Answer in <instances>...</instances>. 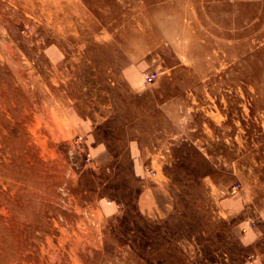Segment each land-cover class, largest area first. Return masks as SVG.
Here are the masks:
<instances>
[{"label": "rangeland", "instance_id": "obj_1", "mask_svg": "<svg viewBox=\"0 0 264 264\" xmlns=\"http://www.w3.org/2000/svg\"><path fill=\"white\" fill-rule=\"evenodd\" d=\"M0 264H264V0H0Z\"/></svg>", "mask_w": 264, "mask_h": 264}, {"label": "crops", "instance_id": "obj_2", "mask_svg": "<svg viewBox=\"0 0 264 264\" xmlns=\"http://www.w3.org/2000/svg\"><path fill=\"white\" fill-rule=\"evenodd\" d=\"M146 154H147L148 157L150 156V158H151V162H150L151 164L149 165L150 166L149 167L150 170L153 169V165H152L153 161L159 162V161H163V159H164V155L162 154L161 149L156 148V146L151 147L150 150L147 149V153ZM154 190H156L154 192L157 193L158 191L160 192L161 188L158 186ZM161 194H162V192H161ZM161 205L165 208V207L168 206V203L162 201ZM250 221H251V217H250V215H247L246 219H244V221L242 222V226L244 227V225H245V229H246V227H248V226H246L247 224H249L251 226L252 223L250 224ZM256 235H257V230L254 227H249V229L247 231V238L249 239L248 243H250L252 241H255L257 239ZM256 257L260 258L259 254H258V256L256 255Z\"/></svg>", "mask_w": 264, "mask_h": 264}, {"label": "built area", "instance_id": "obj_3", "mask_svg": "<svg viewBox=\"0 0 264 264\" xmlns=\"http://www.w3.org/2000/svg\"><path fill=\"white\" fill-rule=\"evenodd\" d=\"M155 75V72L153 73V72H145L144 74H143V77H144V79H146V80H150L151 79V77H153Z\"/></svg>", "mask_w": 264, "mask_h": 264}, {"label": "bare ground", "instance_id": "obj_4", "mask_svg": "<svg viewBox=\"0 0 264 264\" xmlns=\"http://www.w3.org/2000/svg\"><path fill=\"white\" fill-rule=\"evenodd\" d=\"M203 39H204V38H203ZM203 39H202V40H203Z\"/></svg>", "mask_w": 264, "mask_h": 264}]
</instances>
